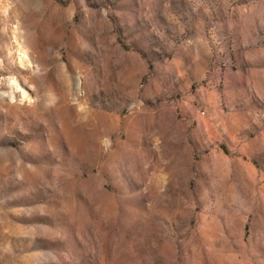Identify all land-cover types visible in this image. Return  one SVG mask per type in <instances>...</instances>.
<instances>
[{"label":"rangeland","instance_id":"1","mask_svg":"<svg viewBox=\"0 0 264 264\" xmlns=\"http://www.w3.org/2000/svg\"><path fill=\"white\" fill-rule=\"evenodd\" d=\"M0 264H264V0H0Z\"/></svg>","mask_w":264,"mask_h":264},{"label":"built area","instance_id":"2","mask_svg":"<svg viewBox=\"0 0 264 264\" xmlns=\"http://www.w3.org/2000/svg\"><path fill=\"white\" fill-rule=\"evenodd\" d=\"M76 92L79 94V87H77ZM143 100L142 97L137 96L130 101H128L125 105V112L126 113H131L134 110L140 108L142 106Z\"/></svg>","mask_w":264,"mask_h":264}]
</instances>
